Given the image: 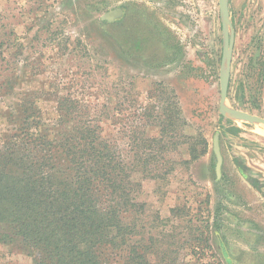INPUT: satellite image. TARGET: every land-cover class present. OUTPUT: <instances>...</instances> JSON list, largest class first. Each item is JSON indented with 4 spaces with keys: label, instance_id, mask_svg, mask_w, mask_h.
I'll list each match as a JSON object with an SVG mask.
<instances>
[{
    "label": "rangeland",
    "instance_id": "obj_1",
    "mask_svg": "<svg viewBox=\"0 0 264 264\" xmlns=\"http://www.w3.org/2000/svg\"><path fill=\"white\" fill-rule=\"evenodd\" d=\"M119 8L122 19L102 20ZM229 9L227 105L264 118V0H229ZM222 55L219 0H0V133L14 127V110L37 108L38 125L54 124L59 102H79L129 154L134 132L160 135L142 106L176 102L178 146L156 179L136 175L144 245L158 237L160 264H228L217 231L234 264H264V126L221 116ZM204 139L195 160L189 148ZM34 258L0 243V264Z\"/></svg>",
    "mask_w": 264,
    "mask_h": 264
},
{
    "label": "trees",
    "instance_id": "obj_2",
    "mask_svg": "<svg viewBox=\"0 0 264 264\" xmlns=\"http://www.w3.org/2000/svg\"><path fill=\"white\" fill-rule=\"evenodd\" d=\"M157 101L142 114L160 135L134 132L129 154L79 102H59L54 124L38 125L37 108L14 110V127L0 133V243L29 249L35 264H160L158 237L144 245L136 175L158 177L161 157L179 144L182 112ZM207 149L204 139L189 151L196 160Z\"/></svg>",
    "mask_w": 264,
    "mask_h": 264
},
{
    "label": "water",
    "instance_id": "obj_3",
    "mask_svg": "<svg viewBox=\"0 0 264 264\" xmlns=\"http://www.w3.org/2000/svg\"><path fill=\"white\" fill-rule=\"evenodd\" d=\"M219 9L221 15L222 36H223V55H222L221 68H220L219 112L225 120L250 122L264 126V118L241 110L234 109L227 105L230 78H231L233 48H234V29L230 16L229 0H219ZM123 16H124V10L119 8L106 13L104 16H102V20L107 23H113L122 19ZM214 152L218 160L217 176L218 178H220L222 157L220 154L218 135H216L214 138ZM218 238L221 242V248L223 250V254L226 261L228 262V264H234L230 256L228 255V252L223 242L221 241L219 235Z\"/></svg>",
    "mask_w": 264,
    "mask_h": 264
},
{
    "label": "crops",
    "instance_id": "obj_4",
    "mask_svg": "<svg viewBox=\"0 0 264 264\" xmlns=\"http://www.w3.org/2000/svg\"><path fill=\"white\" fill-rule=\"evenodd\" d=\"M124 14H125V10H124Z\"/></svg>",
    "mask_w": 264,
    "mask_h": 264
},
{
    "label": "flooded vegetation",
    "instance_id": "obj_5",
    "mask_svg": "<svg viewBox=\"0 0 264 264\" xmlns=\"http://www.w3.org/2000/svg\"><path fill=\"white\" fill-rule=\"evenodd\" d=\"M125 13H126V11H125Z\"/></svg>",
    "mask_w": 264,
    "mask_h": 264
}]
</instances>
